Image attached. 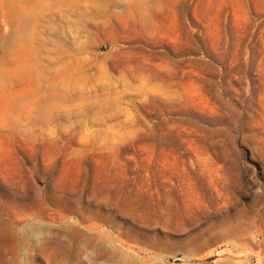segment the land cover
I'll return each mask as SVG.
<instances>
[{
  "label": "rangeland",
  "instance_id": "374dc122",
  "mask_svg": "<svg viewBox=\"0 0 264 264\" xmlns=\"http://www.w3.org/2000/svg\"><path fill=\"white\" fill-rule=\"evenodd\" d=\"M0 264H264V0H0Z\"/></svg>",
  "mask_w": 264,
  "mask_h": 264
}]
</instances>
